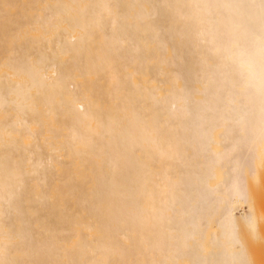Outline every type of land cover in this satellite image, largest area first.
Instances as JSON below:
<instances>
[{"label":"bare ground","instance_id":"bare-ground-1","mask_svg":"<svg viewBox=\"0 0 264 264\" xmlns=\"http://www.w3.org/2000/svg\"><path fill=\"white\" fill-rule=\"evenodd\" d=\"M263 178L264 0H0V264H257Z\"/></svg>","mask_w":264,"mask_h":264},{"label":"rangeland","instance_id":"rangeland-1","mask_svg":"<svg viewBox=\"0 0 264 264\" xmlns=\"http://www.w3.org/2000/svg\"><path fill=\"white\" fill-rule=\"evenodd\" d=\"M263 180V181H262ZM261 180V184L260 183H258L257 185L258 186H256V185H253V186H251L250 188H252V190H253V193L251 192V196H252V200L253 201H255V199H256V203H263L262 201H264L263 200V198L262 197H264V195L263 194H261V193H264V178ZM259 184H260V187H259ZM254 186H256V187H254ZM257 187H258V189H257ZM262 190H263V192H262ZM255 192V193H254ZM257 193V194H256ZM259 193V194H258ZM253 194V195H252ZM254 196H256V197H254ZM258 197V198H257ZM255 198V199H254ZM261 199V200H260ZM258 201V202H257ZM259 210V209H258ZM259 213H260V215H261V217L264 219V209H260L259 210ZM257 234V233H256ZM256 234H251V233H249V235H251L250 236V238H252V241H254V242H252V243H257V242H259V239L258 238H260L259 236H256ZM248 235V236H249ZM248 238V237H247ZM255 240H257V241H255ZM248 241V240H247ZM249 241H250V239H249ZM252 243H250V244H252ZM260 243V242H259ZM259 243H257V244H259ZM254 245V248L255 249H258L259 247H260V245H255V244H253ZM249 247H252L253 248V246H249ZM251 248V249H252ZM251 249H250V251H251ZM255 249H253L252 251H254ZM259 250V249H258ZM258 250H255V252H253L252 253V251L250 252V255H252L251 257H252V259L254 260V263H257V264H262V262H263V260H264V257H262L263 255H262V253H260V252H256V251H258ZM256 253H258V254H256ZM259 254H261L260 256H258ZM262 258V259H261ZM260 259V260H259ZM256 260V261H255ZM259 260V262H257Z\"/></svg>","mask_w":264,"mask_h":264}]
</instances>
